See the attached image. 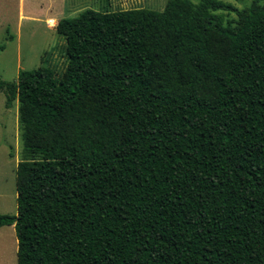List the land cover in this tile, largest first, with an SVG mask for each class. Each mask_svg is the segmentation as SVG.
Returning a JSON list of instances; mask_svg holds the SVG:
<instances>
[{"label": "trees", "instance_id": "obj_1", "mask_svg": "<svg viewBox=\"0 0 264 264\" xmlns=\"http://www.w3.org/2000/svg\"><path fill=\"white\" fill-rule=\"evenodd\" d=\"M56 30L60 77L0 76L6 108L45 97L68 132L60 158L18 163L0 213L18 264H264V4L89 8Z\"/></svg>", "mask_w": 264, "mask_h": 264}, {"label": "rangeland", "instance_id": "obj_2", "mask_svg": "<svg viewBox=\"0 0 264 264\" xmlns=\"http://www.w3.org/2000/svg\"><path fill=\"white\" fill-rule=\"evenodd\" d=\"M242 9L256 0H223ZM264 4V0H257ZM167 0H0V76L17 80L20 70L50 67L60 77L67 66L66 40L56 26L62 18L75 17L86 9L120 11L146 8L161 11ZM230 9V8H228ZM236 18V12L226 11ZM63 119L45 97L15 100L6 108L0 91V213L15 215L17 167L26 157L56 159L67 138ZM66 131V132H65ZM15 226L0 229V264H18Z\"/></svg>", "mask_w": 264, "mask_h": 264}, {"label": "crops", "instance_id": "obj_3", "mask_svg": "<svg viewBox=\"0 0 264 264\" xmlns=\"http://www.w3.org/2000/svg\"><path fill=\"white\" fill-rule=\"evenodd\" d=\"M1 229V228H0Z\"/></svg>", "mask_w": 264, "mask_h": 264}]
</instances>
